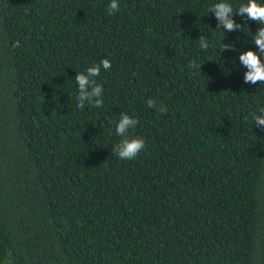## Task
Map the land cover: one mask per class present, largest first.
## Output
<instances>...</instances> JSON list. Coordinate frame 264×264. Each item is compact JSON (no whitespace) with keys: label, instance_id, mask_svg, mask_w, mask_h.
Returning a JSON list of instances; mask_svg holds the SVG:
<instances>
[{"label":"trees","instance_id":"1","mask_svg":"<svg viewBox=\"0 0 264 264\" xmlns=\"http://www.w3.org/2000/svg\"><path fill=\"white\" fill-rule=\"evenodd\" d=\"M219 2L247 0H0V264H264V85L239 61L261 25L224 33ZM103 59V106L80 109Z\"/></svg>","mask_w":264,"mask_h":264},{"label":"clouds","instance_id":"2","mask_svg":"<svg viewBox=\"0 0 264 264\" xmlns=\"http://www.w3.org/2000/svg\"><path fill=\"white\" fill-rule=\"evenodd\" d=\"M109 15H113L120 10L119 0H110L107 5ZM209 12L215 14L218 21V28L223 26L225 32L242 31L243 25L238 24L233 15L238 14L241 17H245L247 20L255 21L261 27L252 36V43L258 48L259 52L251 49L242 52L239 55V61L247 71L244 74V82L250 84L264 85V60L261 56L264 55V4L258 2V0H247V3L241 4L234 10L233 6L228 2H219L213 4L209 8ZM200 49L207 51L209 48V42L206 37L201 35L199 37ZM221 52L223 51H236L235 46L232 44H225L220 41V46L217 48ZM216 49V51H217ZM218 53V52H217ZM219 55V53H218ZM192 69H199L201 71V64L191 62L189 65ZM112 67L111 62L108 59H103L99 63L88 67L86 73H77L75 80L78 84V107L83 109L85 104L101 108L103 106V86L97 83L96 78L100 76L101 71H107ZM147 104L152 109L166 113V105H157L154 99H148ZM252 120L256 127L264 129V107L259 108L258 113L252 114ZM139 124V120L122 113L119 118V122L116 124V134L121 137L119 143H117L113 152L122 160H132L137 158L145 149V140L142 137H130V131H134Z\"/></svg>","mask_w":264,"mask_h":264}]
</instances>
